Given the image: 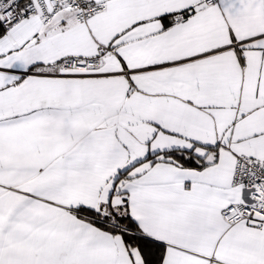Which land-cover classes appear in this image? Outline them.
I'll list each match as a JSON object with an SVG mask.
<instances>
[{
  "label": "snow or ice",
  "instance_id": "obj_1",
  "mask_svg": "<svg viewBox=\"0 0 264 264\" xmlns=\"http://www.w3.org/2000/svg\"><path fill=\"white\" fill-rule=\"evenodd\" d=\"M0 264H264V0H0Z\"/></svg>",
  "mask_w": 264,
  "mask_h": 264
}]
</instances>
